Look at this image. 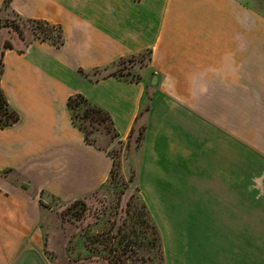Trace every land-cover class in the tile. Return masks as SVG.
I'll list each match as a JSON object with an SVG mask.
<instances>
[{
  "label": "crops",
  "instance_id": "0c3cea01",
  "mask_svg": "<svg viewBox=\"0 0 264 264\" xmlns=\"http://www.w3.org/2000/svg\"><path fill=\"white\" fill-rule=\"evenodd\" d=\"M230 7V0H7L19 18L59 25L61 44L17 39L9 41L10 48L0 46V89L17 115L14 124L0 129V188L7 193L0 195V264H15L16 257L8 260L6 253H19L22 236L36 232L22 226L27 200L68 204L99 189L109 176L111 142L86 143L71 123L67 98L79 94L104 110L117 140L124 139L137 117L143 84L109 70L119 59L148 51L147 73L169 77L200 69L198 74L214 75L216 42L236 39ZM240 31L238 26V39ZM256 39L259 107V29ZM230 60L228 52L222 68L229 76ZM212 200L213 207L176 222L175 264H264V211L247 207L246 197L233 209L230 198Z\"/></svg>",
  "mask_w": 264,
  "mask_h": 264
},
{
  "label": "rangeland",
  "instance_id": "374dc122",
  "mask_svg": "<svg viewBox=\"0 0 264 264\" xmlns=\"http://www.w3.org/2000/svg\"><path fill=\"white\" fill-rule=\"evenodd\" d=\"M230 6L236 39L216 42L214 75L198 74L200 69L169 77L147 73L148 51L119 59L109 70L124 81L143 84L137 117L124 139L88 125L80 119L81 109L72 110L73 120L86 127L96 147L111 142V176L73 204L27 200L22 226L36 232L22 236L23 247L19 253H6L8 260L175 264V225L180 218L213 207L208 202L214 198H230L233 209L246 197L247 207L264 211V92H259L258 107L255 90L256 35L259 29L264 36V0H230ZM46 33L53 41L57 38L55 29L47 27ZM41 35L7 9V0H0L1 47L5 41L27 43ZM228 52L231 76L222 68ZM239 69L240 77L234 75ZM0 195H7L4 188Z\"/></svg>",
  "mask_w": 264,
  "mask_h": 264
},
{
  "label": "trees",
  "instance_id": "16d2710c",
  "mask_svg": "<svg viewBox=\"0 0 264 264\" xmlns=\"http://www.w3.org/2000/svg\"><path fill=\"white\" fill-rule=\"evenodd\" d=\"M26 21L32 23L34 27L38 30V34H42L38 40L39 41H48L51 45L57 47L61 44V34H60V27L59 25L50 24L47 21L39 20V19H25ZM47 27L55 29L57 32V38L53 41L47 32ZM13 31L16 32V34L20 37L21 32L16 28L13 27ZM11 45L9 42L5 41L2 44V48H10ZM0 73H1V52H0ZM66 107L70 114V119L72 125L77 128L82 133L83 140L91 145H94L92 140H89L87 137L86 127L83 124L76 123L73 120V113L72 110L75 108L81 109V115L80 119L82 121H86L88 125L95 124L96 126H101L105 128L106 130H110L112 132L113 137H115V133L112 128L111 120L108 116V114L102 110L101 108L93 105L90 103L87 99H85L82 95L76 94L73 96H70L66 100ZM17 121V115L8 108L6 100L4 98V95L0 89V129L6 128L11 126ZM111 168L109 169V177L111 176ZM77 202V200L73 201V203ZM151 233L154 235L153 239L157 241L159 237H157V233L155 231L154 226L151 224L150 228Z\"/></svg>",
  "mask_w": 264,
  "mask_h": 264
}]
</instances>
